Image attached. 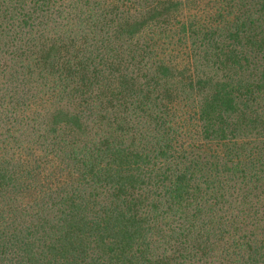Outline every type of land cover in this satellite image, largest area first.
<instances>
[{"label": "trees", "instance_id": "trees-1", "mask_svg": "<svg viewBox=\"0 0 264 264\" xmlns=\"http://www.w3.org/2000/svg\"><path fill=\"white\" fill-rule=\"evenodd\" d=\"M0 264H264V0H0Z\"/></svg>", "mask_w": 264, "mask_h": 264}]
</instances>
